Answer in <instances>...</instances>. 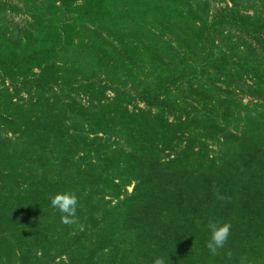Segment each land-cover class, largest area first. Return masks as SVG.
I'll use <instances>...</instances> for the list:
<instances>
[{
  "label": "trees",
  "instance_id": "16d2710c",
  "mask_svg": "<svg viewBox=\"0 0 264 264\" xmlns=\"http://www.w3.org/2000/svg\"><path fill=\"white\" fill-rule=\"evenodd\" d=\"M18 1L23 23L0 18V264H264V0Z\"/></svg>",
  "mask_w": 264,
  "mask_h": 264
},
{
  "label": "clouds",
  "instance_id": "9594fccd",
  "mask_svg": "<svg viewBox=\"0 0 264 264\" xmlns=\"http://www.w3.org/2000/svg\"><path fill=\"white\" fill-rule=\"evenodd\" d=\"M78 199L75 193L71 191L56 192L50 198V206L60 213L62 223L69 224L74 221L77 210ZM231 225L227 222H214L207 224L209 233L206 247L213 253L222 248L230 235ZM167 257L157 256L153 264H166Z\"/></svg>",
  "mask_w": 264,
  "mask_h": 264
},
{
  "label": "rangeland",
  "instance_id": "374dc122",
  "mask_svg": "<svg viewBox=\"0 0 264 264\" xmlns=\"http://www.w3.org/2000/svg\"><path fill=\"white\" fill-rule=\"evenodd\" d=\"M6 3V7H7V12L0 18L2 22H6V23H23L24 20L26 19V15L23 13V11H14L9 9V5L11 4H15L17 5V7H21L22 3L18 0H4ZM209 3V9L210 12H213L214 9H216L219 6L224 5V1L223 0H206ZM25 96V95H24ZM141 105V104H139ZM214 148V147H213ZM127 192L130 193L132 191V185L127 187Z\"/></svg>",
  "mask_w": 264,
  "mask_h": 264
}]
</instances>
